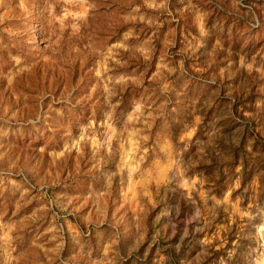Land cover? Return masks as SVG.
Here are the masks:
<instances>
[{"label":"rangeland","instance_id":"rangeland-1","mask_svg":"<svg viewBox=\"0 0 264 264\" xmlns=\"http://www.w3.org/2000/svg\"><path fill=\"white\" fill-rule=\"evenodd\" d=\"M0 264H264V0H0Z\"/></svg>","mask_w":264,"mask_h":264}]
</instances>
